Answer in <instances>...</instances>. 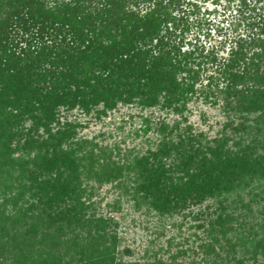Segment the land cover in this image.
Here are the masks:
<instances>
[{
  "label": "trees",
  "instance_id": "1",
  "mask_svg": "<svg viewBox=\"0 0 264 264\" xmlns=\"http://www.w3.org/2000/svg\"><path fill=\"white\" fill-rule=\"evenodd\" d=\"M181 1L0 0V264H123L132 252L120 248L119 223L93 200L109 183L135 210L181 215L204 235L175 251L169 239L132 264H264L263 0H240L246 33L220 57L181 45ZM197 96L228 114L219 137L181 126ZM133 102L182 116L144 119L141 130L159 137L143 154L78 138L79 123L59 121L61 108L101 104L104 114ZM254 211L259 221L248 222ZM190 253L198 260L178 261Z\"/></svg>",
  "mask_w": 264,
  "mask_h": 264
},
{
  "label": "rangeland",
  "instance_id": "2",
  "mask_svg": "<svg viewBox=\"0 0 264 264\" xmlns=\"http://www.w3.org/2000/svg\"><path fill=\"white\" fill-rule=\"evenodd\" d=\"M189 1L195 3L196 7L186 5ZM255 0H247L248 3H254ZM240 0H182L181 4L174 10V14H180L184 17L188 24L189 30L183 33L181 45L192 48L193 45L204 46L205 48H213L217 56H225L229 47L234 44V40L246 33L245 21L242 20L239 9ZM257 9L264 8V0L257 2ZM183 10V11H180ZM194 13H189V11ZM248 12V11H247ZM262 12V11H260ZM183 26V22L181 23ZM181 26V27H182ZM179 32V31H178ZM177 32V33H178ZM209 67V65H208ZM208 70L204 75L208 74ZM205 78V76H203ZM205 82V79H203ZM193 98L188 104L187 109L183 113L186 121L181 122V126H190L193 133L202 132L206 138L212 139L219 137L222 133L223 125L227 120L226 111L221 109L219 104H210L203 101L201 96ZM101 104L93 108L89 113H85L79 107L66 111L63 108L59 111V121H71L79 123L77 127V137L91 139L99 145H114L120 148V152L133 149L143 154L147 150H154L158 141V134L154 130L144 133L140 127L144 119H148L150 127H154L157 122L163 121L171 125L175 120H181L180 115L173 113L171 110L161 109L157 106L143 108L138 103H118L112 110H107L104 114H99L97 109L101 108ZM28 125L29 122H26ZM56 125H53L55 129ZM137 132V133H136ZM227 135H232L231 140L227 141V146H232L233 139L236 137L232 134L231 129L226 130ZM43 135H45L43 133ZM19 153H15L18 155ZM116 158V156H115ZM119 189H115L112 184H103L96 191L93 200L97 202V210L106 215L113 216L119 223L118 233L121 237V247H127L131 250V254H123L121 256L123 264H132L135 261L144 262V251L148 249V255L153 251L159 250L161 247H168V240L171 239V251L175 249L195 247L201 240L194 237L193 233L198 234L204 239L201 229H189V225H193V221L189 218L182 219L181 215H173L172 217L159 218L155 214H146L145 212L135 210L132 207V201L119 197ZM235 195L230 197L234 198ZM120 199V210L115 211L108 207L115 199ZM245 196V201L248 199ZM229 199V201H230ZM214 201L208 200L200 207ZM260 200L258 205L263 203ZM11 205L8 204L4 214L11 212ZM197 207L191 208L192 210ZM256 208V205L253 206ZM258 208V207H257ZM110 210V211H109ZM248 222L256 223L259 221L257 211L253 215L246 217ZM183 221V226L178 227ZM7 229L12 231L9 221L6 224ZM197 236V235H196ZM158 256L167 259L168 254L160 251ZM200 257V255H198ZM192 259L198 260L197 256L185 254L179 257L178 261L184 263Z\"/></svg>",
  "mask_w": 264,
  "mask_h": 264
}]
</instances>
